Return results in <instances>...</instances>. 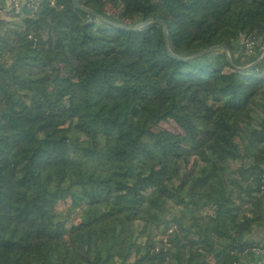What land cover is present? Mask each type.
<instances>
[{
    "label": "trees",
    "instance_id": "16d2710c",
    "mask_svg": "<svg viewBox=\"0 0 264 264\" xmlns=\"http://www.w3.org/2000/svg\"><path fill=\"white\" fill-rule=\"evenodd\" d=\"M77 1L168 42L70 0L0 19V264H237L264 226V61L192 57L263 39L264 0Z\"/></svg>",
    "mask_w": 264,
    "mask_h": 264
},
{
    "label": "crops",
    "instance_id": "0c3cea01",
    "mask_svg": "<svg viewBox=\"0 0 264 264\" xmlns=\"http://www.w3.org/2000/svg\"><path fill=\"white\" fill-rule=\"evenodd\" d=\"M2 3L6 4V0H0ZM8 17V16H7ZM4 17V18H7ZM3 19V18H0ZM258 44L250 51L247 52L244 46V41L239 40L235 43H232L228 47V51L231 56V60L234 65L237 66H248L254 63L261 56V41L262 39H258ZM249 239L254 243L264 245V226L262 228H258L252 232L249 236ZM259 245V246H260ZM237 264H264V255H255L251 251L245 252L241 254L240 259Z\"/></svg>",
    "mask_w": 264,
    "mask_h": 264
},
{
    "label": "rangeland",
    "instance_id": "374dc122",
    "mask_svg": "<svg viewBox=\"0 0 264 264\" xmlns=\"http://www.w3.org/2000/svg\"><path fill=\"white\" fill-rule=\"evenodd\" d=\"M12 17V16H11ZM18 18V16H14V19L13 18H8L7 20H4V21H6V22H16V19ZM122 19L124 20V22L126 23V24H130V23H132V22H135V19L134 18H131V17H129V16H122ZM14 20V21H13ZM139 25V24H138ZM138 25H136V26H138ZM264 38L262 39V41H261V43H262V47H261V51L263 52V50H264ZM246 53H248V51L246 52ZM241 68V67H240ZM69 124V121H67V122H65V124H63V126L64 127H66L67 125ZM155 131H157V132H171V133H175V134H177V133H179V134H182L183 133V131H182V129H180V127H178L176 124H175V122L174 121H172V120H168V121H166V122H162V123H160L159 124V126H157L156 128H155ZM195 146V144L194 143H192V142H186L185 143V145H184V150H186V151H191L192 149H193V147ZM193 159L191 158L190 159V161H192ZM188 176V173H187V175H186V177ZM186 180H187V178H186ZM54 211L55 212H57V213H63V212H67V211H69V212H71V216H70V218H72V220H73V222L74 223H78L79 221H81V218H82V216H81V210H79V209H75L74 207H73V205L70 203V201H60L56 206H55V208H54ZM174 214H177V215H179V214H181V211L180 210H173V211H171V213H169L168 215H166L167 216V218H171V217H173L174 216ZM66 227L67 228H70V225L67 223L66 224ZM171 227H166L165 228V231H162V233L158 236V238L159 237H161L164 233H166V234H169L170 232H171V229H170ZM147 230L145 229L143 232H142V236H144V237H146L147 236ZM163 238V241H165V237H162ZM104 260V259H103ZM112 262L113 261H104V264H112Z\"/></svg>",
    "mask_w": 264,
    "mask_h": 264
},
{
    "label": "water",
    "instance_id": "95a60500",
    "mask_svg": "<svg viewBox=\"0 0 264 264\" xmlns=\"http://www.w3.org/2000/svg\"><path fill=\"white\" fill-rule=\"evenodd\" d=\"M73 7L77 10H80V11H83V12H86L98 19H100L101 21H103L104 23L106 24H109V25H112L114 27H117V28H120V29H123V30H126V31H135L136 29H139V28H143L145 26H147L148 24H151V23H159L162 28H163V34H164V40H165V43L167 45V42H168V39H167V28L165 26V24L160 21V20H154V19H150L146 22H143V23H140L138 26H135L133 28H125V27H122V26H119V25H116V24H113L111 23L110 21L102 18L101 16H99L97 13H95L94 11L90 10V9H87V8H84L83 6H81L77 0H70ZM217 51H221L223 52L226 56H227V59H228V62L232 65V61H231V58H230V55H229V51H228V48L225 44H220L218 46H215L213 48H210V49H207L205 51H202L200 52L199 54H196L195 56H193L192 58H196V57H199V56H202L204 54H208V53H212V52H217ZM169 55L174 58V59H179L178 57L172 55L170 52H169ZM180 60V59H179ZM264 61V50L261 54V56L258 58V60H256L254 63L248 65V66H245V67H235V69H238V70H249L257 65H259L260 63H262Z\"/></svg>",
    "mask_w": 264,
    "mask_h": 264
},
{
    "label": "built area",
    "instance_id": "2783aa9c",
    "mask_svg": "<svg viewBox=\"0 0 264 264\" xmlns=\"http://www.w3.org/2000/svg\"><path fill=\"white\" fill-rule=\"evenodd\" d=\"M41 0H6V4L0 1V18H4L12 14L14 16H19L21 14V7L23 5H28L31 10H36L37 5ZM258 39H247L244 41V46L247 51L252 50L257 44ZM264 42V41H263ZM262 46V44H261ZM251 252L255 255H264V245L256 246L251 249Z\"/></svg>",
    "mask_w": 264,
    "mask_h": 264
}]
</instances>
